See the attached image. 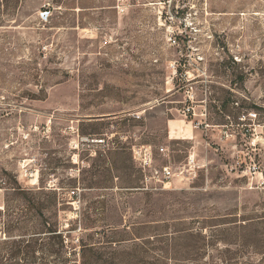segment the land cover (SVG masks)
Wrapping results in <instances>:
<instances>
[{"label": "rangeland", "instance_id": "obj_1", "mask_svg": "<svg viewBox=\"0 0 264 264\" xmlns=\"http://www.w3.org/2000/svg\"><path fill=\"white\" fill-rule=\"evenodd\" d=\"M0 264H264V0H0Z\"/></svg>", "mask_w": 264, "mask_h": 264}, {"label": "built area", "instance_id": "obj_2", "mask_svg": "<svg viewBox=\"0 0 264 264\" xmlns=\"http://www.w3.org/2000/svg\"><path fill=\"white\" fill-rule=\"evenodd\" d=\"M193 95L191 96V99ZM190 107L187 108V111H190ZM161 152L166 151V147L162 146L160 148ZM133 158L135 162L139 164L142 170H153L155 176L158 180L164 183L165 185L170 183V180L175 177L176 173L170 165H163L161 168L155 167V152L153 146L151 145H139L133 147ZM194 162V158L191 156L189 158V164L191 165ZM149 188V187H147ZM73 195H77V190H72Z\"/></svg>", "mask_w": 264, "mask_h": 264}, {"label": "crops", "instance_id": "obj_3", "mask_svg": "<svg viewBox=\"0 0 264 264\" xmlns=\"http://www.w3.org/2000/svg\"><path fill=\"white\" fill-rule=\"evenodd\" d=\"M168 127L170 138L177 139L186 137V130L178 124L176 119L170 120Z\"/></svg>", "mask_w": 264, "mask_h": 264}, {"label": "trees", "instance_id": "obj_4", "mask_svg": "<svg viewBox=\"0 0 264 264\" xmlns=\"http://www.w3.org/2000/svg\"><path fill=\"white\" fill-rule=\"evenodd\" d=\"M51 232H55L54 230H50Z\"/></svg>", "mask_w": 264, "mask_h": 264}]
</instances>
